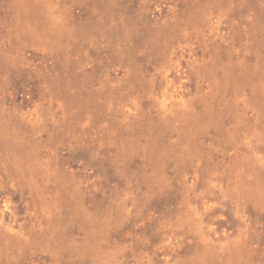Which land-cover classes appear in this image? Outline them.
<instances>
[{
	"label": "rangeland",
	"instance_id": "rangeland-1",
	"mask_svg": "<svg viewBox=\"0 0 264 264\" xmlns=\"http://www.w3.org/2000/svg\"><path fill=\"white\" fill-rule=\"evenodd\" d=\"M0 264H264V0H0Z\"/></svg>",
	"mask_w": 264,
	"mask_h": 264
}]
</instances>
